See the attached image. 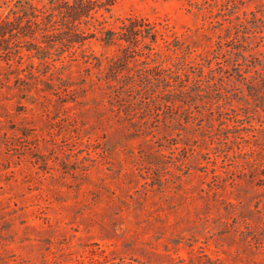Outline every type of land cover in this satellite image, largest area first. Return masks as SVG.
Returning a JSON list of instances; mask_svg holds the SVG:
<instances>
[{"label":"rangeland","instance_id":"obj_1","mask_svg":"<svg viewBox=\"0 0 264 264\" xmlns=\"http://www.w3.org/2000/svg\"><path fill=\"white\" fill-rule=\"evenodd\" d=\"M60 1L72 0H0V17L35 10L42 24L27 16L23 31L52 47L0 57V264H264V101L240 97V56L224 52L246 55L239 85L264 84V0H110L48 28ZM129 18L157 30L150 47L174 67L222 40L224 67L210 55L191 86L205 91L168 107L118 93L120 45L104 31ZM62 27L92 34L69 48Z\"/></svg>","mask_w":264,"mask_h":264},{"label":"trees","instance_id":"obj_2","mask_svg":"<svg viewBox=\"0 0 264 264\" xmlns=\"http://www.w3.org/2000/svg\"><path fill=\"white\" fill-rule=\"evenodd\" d=\"M110 4V0L60 1L54 7V15L57 16V19H47L48 28L57 21L65 23L72 22L73 26H76V23L84 21L83 17H91L93 11H98L101 8L108 10ZM27 16L32 18L34 26L38 27L42 24V22H39L37 19L38 15L35 10L29 15H25L24 10L19 8L15 11L13 18H11L9 14L0 17V57L8 67L12 66L14 60L17 59L18 61V59H22L21 48H25L29 54L36 55L41 60L49 58V55L52 54V52H50L52 48L51 43L43 41L45 44H41L39 41V36L43 37V33H41V35L38 34L40 28L29 33L23 31V20ZM142 22L143 21L140 19L129 18L127 21L122 22L118 31L110 29L104 31V39H106L107 42L117 41L120 45V53L113 57L110 64H108L107 79L109 82H114V84L111 83V86H113L118 93L125 88L138 90L140 91V98L143 99L146 98L145 95H147L149 91H153V93L160 94L164 97L163 102L167 107L176 104L178 101L200 96L205 90L197 89L194 91L191 89V86L192 84H197L198 88L205 86L201 85L200 81L207 75L205 73V68H208V72H213L211 62L207 63L210 59H214L216 64L224 67L223 62L225 60L220 61L221 59L218 57V54L223 52V46L226 45L225 42L219 40L215 48H212L207 51V54L203 55L201 63L195 62V58H183L178 64L179 67H174V62L171 63L168 57H159L157 51H153L154 48L150 47L152 44L156 43L157 30L152 26L146 28V25L144 23L142 24ZM49 31L52 30L46 29L44 34L49 35ZM89 34L92 33L65 27L60 28L54 33L55 36L61 38L58 42H67L69 48H73L77 44L82 45L90 36ZM21 42H27L29 44L22 46L19 45ZM54 50H56V48ZM232 50H234V54H239L240 56L235 59V63H232V66H235L237 69L239 77L238 87L235 88L236 91L239 92L240 97L245 100L246 96L250 95L264 101V84H261L260 87L245 83V89L239 85L242 83V80L248 77V75H245L246 72L239 69V58H245L246 55L243 53V49L239 47H230L225 49L224 52L232 53ZM58 52L60 53L57 56L63 53V51ZM212 54H216L214 58H210ZM141 57L143 59H141ZM85 58H88V56H85ZM149 60L153 61V63L149 62ZM206 64L208 67H206ZM247 66L249 65L247 64ZM198 68L201 70H197ZM166 69L169 73L165 72ZM124 70L129 73L125 75L128 79L126 82L120 80V77L124 76L122 73ZM141 93L143 94L141 95ZM183 97L185 99H183ZM224 97L226 98V96ZM218 100L219 99H216V101ZM149 101L150 98H148V101H145L146 104H148ZM186 110L191 112L189 107ZM187 122L193 123L191 120H187Z\"/></svg>","mask_w":264,"mask_h":264}]
</instances>
